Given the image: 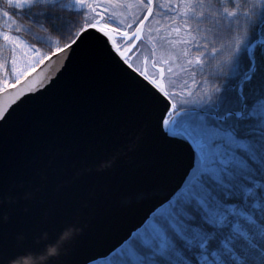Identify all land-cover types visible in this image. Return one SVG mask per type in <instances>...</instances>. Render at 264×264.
I'll return each instance as SVG.
<instances>
[{"label":"snow or ice","instance_id":"obj_1","mask_svg":"<svg viewBox=\"0 0 264 264\" xmlns=\"http://www.w3.org/2000/svg\"><path fill=\"white\" fill-rule=\"evenodd\" d=\"M5 2L0 68L10 67L11 78L0 80V92L94 29L142 77L146 103L162 104L157 130L184 151L175 182L153 193L139 218L84 264H264V0H69L59 7L82 13L85 22L51 50L47 42L59 33V17L49 9L57 0ZM138 41L150 48L144 70L126 55ZM177 77H183L180 88ZM36 84L31 80L23 91ZM0 116L6 118L2 107ZM76 160L100 171L111 165L91 154L65 156L48 175L69 178ZM10 199L0 196V203ZM80 228L68 214L34 243L0 239V264H68L66 250Z\"/></svg>","mask_w":264,"mask_h":264},{"label":"water","instance_id":"obj_2","mask_svg":"<svg viewBox=\"0 0 264 264\" xmlns=\"http://www.w3.org/2000/svg\"><path fill=\"white\" fill-rule=\"evenodd\" d=\"M87 31L0 92V196L14 198L0 203V239L34 243L52 221L74 215L81 228L66 250L68 264L103 252L186 163L183 149L159 134L162 104L146 103L139 73L106 37ZM133 47L126 49L131 62ZM31 80L35 88L24 92ZM89 154L110 160L109 169L76 160L69 178L48 175L65 156Z\"/></svg>","mask_w":264,"mask_h":264},{"label":"trees","instance_id":"obj_3","mask_svg":"<svg viewBox=\"0 0 264 264\" xmlns=\"http://www.w3.org/2000/svg\"><path fill=\"white\" fill-rule=\"evenodd\" d=\"M67 4L65 0H57V6L50 8L49 11L54 13L59 19L57 20V26L59 28V33L52 32V39L47 42L48 49L51 50L52 47L62 46L63 43L67 42V38L70 35H74L76 30L83 25L85 22V17L83 14H75V12H69L67 9H61L59 5ZM6 7L5 0H0V8ZM4 18L0 16V31L4 30L3 27ZM21 37L28 42H31V35L28 32L20 33ZM63 48V47H61ZM5 78H11V69L0 68V80Z\"/></svg>","mask_w":264,"mask_h":264},{"label":"rangeland","instance_id":"obj_4","mask_svg":"<svg viewBox=\"0 0 264 264\" xmlns=\"http://www.w3.org/2000/svg\"><path fill=\"white\" fill-rule=\"evenodd\" d=\"M65 1L67 3H69V0H65ZM94 2L97 3L98 5H103V4L106 3V0H94ZM133 3H134V0H133ZM116 10L119 11V12H121V13H123L127 9L126 8L117 7ZM98 11L101 13L102 16L104 15L103 8H98ZM133 11L139 12V11H142V9L134 8ZM114 20H115V18H114ZM88 22L91 23V20L89 19ZM102 22H107V21L104 20ZM123 41H124L123 39L119 40L120 43L123 42ZM137 50L139 51V53L138 52H135L133 55H131L132 62H133V64H139V66L142 68V70H144V58L147 55V51H148V47L146 45V42H141L137 46ZM136 53H137V55H136ZM148 71L151 74V71L152 70L151 69H148ZM165 78H166V83H168L171 80V78L168 77L167 74H165ZM182 81H183V77H177L176 80H175V87H177V88L182 87L183 86ZM169 90H171V89H169Z\"/></svg>","mask_w":264,"mask_h":264}]
</instances>
